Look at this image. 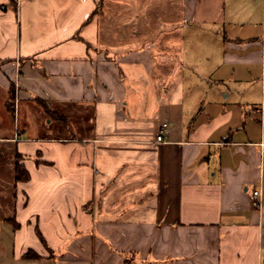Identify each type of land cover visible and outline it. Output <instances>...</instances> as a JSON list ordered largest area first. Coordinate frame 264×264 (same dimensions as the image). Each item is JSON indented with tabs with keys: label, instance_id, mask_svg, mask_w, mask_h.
Masks as SVG:
<instances>
[{
	"label": "crops",
	"instance_id": "0c3cea01",
	"mask_svg": "<svg viewBox=\"0 0 264 264\" xmlns=\"http://www.w3.org/2000/svg\"><path fill=\"white\" fill-rule=\"evenodd\" d=\"M0 264H264V0H0Z\"/></svg>",
	"mask_w": 264,
	"mask_h": 264
},
{
	"label": "trees",
	"instance_id": "16d2710c",
	"mask_svg": "<svg viewBox=\"0 0 264 264\" xmlns=\"http://www.w3.org/2000/svg\"><path fill=\"white\" fill-rule=\"evenodd\" d=\"M35 100L37 101V103L43 107L46 112H48L50 114L53 113V114H56L58 116L59 119H61L62 121H65L66 118L64 115L62 114H59L57 111H52L48 108V105H47V100L43 99V98H40V97H36ZM21 156V154H17L16 157V163H15V179L16 181H27L30 179V173L28 171V169L26 168V166L24 164H21L19 162V157ZM39 236L41 237V239L44 241V237L43 235L41 234V231L40 230H37ZM30 252V251H29ZM29 252H27L26 254H30Z\"/></svg>",
	"mask_w": 264,
	"mask_h": 264
},
{
	"label": "built area",
	"instance_id": "2783aa9c",
	"mask_svg": "<svg viewBox=\"0 0 264 264\" xmlns=\"http://www.w3.org/2000/svg\"><path fill=\"white\" fill-rule=\"evenodd\" d=\"M166 127H167V123H163L161 125V128L159 129L158 133H157V136H156V140L157 141H162L163 140V137H164V133H165V130H166ZM261 193L259 190L255 189L253 191V194H252V197H251V200H252V204L255 206V207H260L261 206Z\"/></svg>",
	"mask_w": 264,
	"mask_h": 264
},
{
	"label": "rangeland",
	"instance_id": "374dc122",
	"mask_svg": "<svg viewBox=\"0 0 264 264\" xmlns=\"http://www.w3.org/2000/svg\"><path fill=\"white\" fill-rule=\"evenodd\" d=\"M52 114H43L41 117H42V119H43V123L44 124H46V122L48 123V122H50V120L48 119V117L49 116H51ZM65 116V115H64ZM79 116L80 115H78V118H79ZM54 118V117H53ZM70 118V117H69ZM46 119H47V121H46ZM67 119V118H66ZM68 121H70L69 119H68ZM67 122V120H65V123ZM78 126V125H77ZM77 126H70V127H64L65 129H61L60 127H58V133H56V134H58V135H70L71 134V130H73V131H76L77 133H78V135L79 136H81V134H82V132H81V127L79 126V127H77ZM92 126L91 125H88V129H90ZM61 131V132H60Z\"/></svg>",
	"mask_w": 264,
	"mask_h": 264
}]
</instances>
